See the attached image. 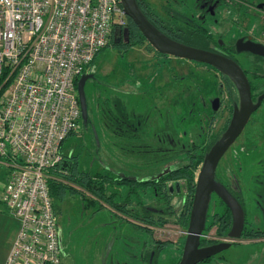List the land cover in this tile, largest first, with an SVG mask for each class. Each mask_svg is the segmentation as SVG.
<instances>
[{
	"label": "rangeland",
	"instance_id": "374dc122",
	"mask_svg": "<svg viewBox=\"0 0 264 264\" xmlns=\"http://www.w3.org/2000/svg\"><path fill=\"white\" fill-rule=\"evenodd\" d=\"M147 1L162 16L168 18L162 8L165 6L164 0ZM228 18L231 19L230 15ZM228 25L230 24L225 23L224 29H227ZM239 31L237 27L228 30L224 41L230 42L240 38L242 32ZM252 32H256L257 39L264 43V24L260 25L259 21ZM150 47L146 42L144 46L134 47L126 52L125 48L109 46L97 55L87 69L88 73L94 75L86 85L92 123L85 125L81 122L76 135L68 137L62 146L65 155L79 157L83 171L92 175L107 174L106 170L112 173L120 171L125 175L134 176L135 179H141L186 164L185 151L193 147L192 142L198 145L205 139L201 116L210 111V100L214 96L221 100L214 134L228 123L232 112L229 90L220 74L211 68L198 67L187 60L152 53ZM154 55L156 61L153 60ZM238 58L244 69L250 72V80L264 90V78H256L253 74V71L258 69L256 64L260 66L254 60L255 56ZM138 62H142V69L138 67ZM167 69L170 73H167ZM153 71L163 73L161 79L168 84L167 87H156L158 74H152ZM161 93L165 96L164 99L161 98L162 102L159 98ZM118 98L126 104L128 115L137 114L147 119V132L141 138L142 142L121 143L125 133L115 128V101ZM160 105L162 107H159ZM209 113L206 115L207 122L210 120ZM92 124L95 125L99 145ZM248 141L262 144L260 150L254 147L255 142H250L247 151L243 148L238 151L237 147ZM239 145L224 157L219 172L220 175L231 174L229 170L236 169V166L240 169V159L242 160L243 170L237 175L243 179L240 174L246 170L243 185L247 189L246 198L249 199L248 224L255 230L264 231V107L253 116L245 134L239 140ZM240 152L242 156L249 154L242 158ZM4 176V167L0 166L2 193L6 185L2 180ZM228 178L236 180L230 175ZM77 190L86 199H92L88 192ZM115 191L126 196L128 187ZM80 194L67 195L63 203L56 199L55 206L65 247L62 264H148L143 257L146 251L151 252L153 241L173 243L161 254L160 264L178 263L182 244L187 238V229L182 225L168 224L164 228H149L153 232L149 235L143 229L136 231L130 228L125 220L129 223L133 221L125 217V220L120 217L116 219L115 210L105 203L97 205L107 209L102 213V219H90L89 214L84 216L87 211H82ZM141 195L142 205L166 210V204L154 193ZM117 200L121 201L122 198L118 197ZM177 200L181 201L180 198ZM139 201L140 199H135L136 203ZM179 204L176 202V208ZM3 206L0 203V211H4ZM135 209L140 210V207L137 205ZM95 210L96 208H93L91 213ZM221 210L214 197L210 207L211 213ZM110 219L112 221L109 223L112 225H101L100 222ZM73 221L74 223H71ZM205 237L213 241L219 240L216 228ZM239 242H243L240 247H232L226 252L229 258V263L226 264H264V241Z\"/></svg>",
	"mask_w": 264,
	"mask_h": 264
},
{
	"label": "built area",
	"instance_id": "2783aa9c",
	"mask_svg": "<svg viewBox=\"0 0 264 264\" xmlns=\"http://www.w3.org/2000/svg\"><path fill=\"white\" fill-rule=\"evenodd\" d=\"M127 26L121 0H0L2 200L20 222L5 264L62 263L50 171L82 122L76 80Z\"/></svg>",
	"mask_w": 264,
	"mask_h": 264
},
{
	"label": "flooded vegetation",
	"instance_id": "af4514ba",
	"mask_svg": "<svg viewBox=\"0 0 264 264\" xmlns=\"http://www.w3.org/2000/svg\"><path fill=\"white\" fill-rule=\"evenodd\" d=\"M144 1L150 7V11H149L150 20L153 21L152 23H154L157 26V28H159L160 31L164 32L169 37L170 36L171 37L176 36L177 35L176 33L184 32L186 34L196 35L197 37L210 39V41H211L210 45L209 46L208 45L203 46L201 49H204V50H207L210 52H215V53H220V54L223 53L226 55H230L235 59L236 62H238L242 66L243 69H244V66L239 61L238 57L239 56L252 57V56L249 53L238 54L237 49H236L237 41L240 39H244V41L246 42L251 37V38H253L252 39L253 42L264 44L263 42H261L260 40L257 39L258 37L256 36L257 35L256 32H252V29L256 28L259 21H260V25L264 24V0H164L163 5H165V6H163L162 8H163V11L165 12V14L168 16V18L162 16L156 8L152 7L150 2H148L147 0H144ZM229 15H230L231 19L228 18ZM225 23L230 24V25H228L229 27H227V29H224V27H226ZM128 25H129V20H128ZM236 27H237L238 31L241 30V32H242L241 33L242 35L240 36V38H237V39L232 40L230 42H225L224 38L226 37L228 30H230V29L234 30ZM118 30L119 29H115V31H118ZM124 39H125V37L123 35H121L119 31L116 33V35L114 34V40L116 42H119V44H121L122 42H125ZM255 39L257 41H255ZM232 46H234V47H232ZM149 49L152 50L153 53H157L152 47H150ZM259 59L260 60L258 61V60H256V57L254 58V60L258 64H260V66L256 64V67H258V69L264 67L263 66L264 65V61H263L264 59L263 58H259ZM191 63L194 65H197L198 67L211 68L213 71L217 72L214 68H212L210 66L195 63V62H191ZM245 72H246V74L250 80V72L247 70H245ZM217 73L220 74L219 72H217ZM220 77H221V74H220ZM160 81H163V79H160ZM250 83H251L252 91H253V87H256L258 85L254 84L251 80H250ZM167 85L168 84L166 82H164L163 84H160L159 87H167ZM261 90L264 93L263 87H261L260 92H261ZM260 92L258 91V93H260ZM159 98L161 100V98L164 99L165 96L161 93ZM216 99H219V98H217V96H214L210 100L211 101V107L209 108L210 113L208 112L210 115V120L207 122L206 115L208 113H206V115H204L205 113H203V115L201 116V119H202L201 122H202V125L204 126V129H205L204 130L205 139L200 141L198 145H195L192 142L193 147L190 148L189 150L185 151L186 152V154H184L185 159H186L187 153L191 150H193V151L196 150L199 152L206 151L208 149L209 145H211L214 141H217L219 139V137L227 130V128L230 124L232 115H233V109H234L235 103L231 99V95L229 93V101H230V105H231V109H232L231 117H230L228 123L224 126V128L221 131L214 134L216 131L215 130L216 125L218 123L217 114L219 113V109L221 107V100L219 99V101H218L219 109L215 110V100ZM253 99H254V91H253ZM257 99L258 98L254 99V101L256 102ZM118 101L121 102V106H120L119 111L117 110V103H119ZM161 102H162V100H161ZM159 107H162V105H160ZM263 107H264V102H263V104L259 110H261ZM115 108H116L115 128L119 129V131H123L125 133L124 139H121L122 140L121 143L128 144V143H134V142L135 143L136 142H142L143 139H141V138L144 137L146 135V132H147V119L143 118V116H139L137 114L131 115V116L128 115V109H127L126 104H124V102H122L121 99H119V98L115 101ZM258 111L254 115H256L258 113ZM253 116H252V119H253ZM252 119H251V121H252ZM251 121L249 123H251ZM204 123H205V125H204ZM206 125H207V127H206ZM245 131H246V129H245ZM245 131L238 138L237 142L231 147V149L228 151V153L230 151H232L234 147H237V145H239V140L245 134ZM250 142H255L256 144H254L255 145L254 147L256 148V150H260V147L262 146V144H258L256 141H248L246 143L240 144L237 147L238 151L239 150L242 151V148L245 151H247L248 143H250ZM248 154L249 153L242 156V152H240V155L242 156V158H244ZM70 156H72V154ZM222 160L220 161V163L222 162ZM220 163H219V166L217 169V180L228 190V192L234 198H236V200L243 207L244 212H245V217H246V225H245L243 237L240 240L248 241L247 239L244 238L246 228L250 227V225L248 224V220H247V218H248L247 212L249 209L248 208L249 199L246 198L247 189H246L245 185H243L246 170H244V172L240 174V176H243V179L238 177L237 173H239L243 170L242 160L240 159V165H241L240 169H238V166H236V169L229 170V172L231 174L223 173V175H220L221 174L219 172L220 171ZM101 164H102V161H101ZM237 164H239V162ZM202 165L199 169L198 177H199ZM103 166H106L107 168L109 167L105 164H103ZM175 168H177V167H175ZM172 169L173 168L166 169L164 172H162L160 174L151 175L149 177L141 178V179H135L134 176L125 175V174L121 173L120 171H117V173H119L120 176H124L126 178H133L134 180H150V181H153L155 179H160V178L166 176L167 174H169L170 170H172ZM106 171H107V174H103V175H110V177L114 178V179H117V177H120L119 175H116L115 173H112L111 171H108V170H106ZM228 175H230L231 177L233 176L234 178H236V180L232 179V178H228ZM121 178H123V177H121ZM183 190L184 189H183V186L181 185V182L175 183L174 188L171 189V194L172 195H175V194H179V195L181 194L182 195ZM110 191L112 193H116L115 189L112 186L110 187ZM89 194L92 196V199H88L89 201L103 203L102 201L97 199L93 194H91V193H89ZM214 197H215V199H217L220 208L222 206L221 203L224 206L220 212L224 213L225 211L226 212L229 211V214L232 217V225H231V230H230V232H231L233 229V226H234L233 214H232L231 210L227 207V205L216 195H213L211 205L214 202ZM169 205H175L176 206V203L174 202V203H171ZM80 206H82V202H81ZM167 206L168 205L166 204V207ZM92 209H93V207L90 210H88L87 213L90 215L91 214L93 215V213H91ZM105 210H107V209H103L102 213H104ZM70 211H71V209H70ZM217 212H216V214H219V212L218 213ZM118 214H120V213H118ZM122 218H124V217H122ZM207 222H206V227H207ZM122 227H124V226H122ZM214 228H216V233H218V231H219L218 226H215ZM230 232L225 237H220L217 235V239H219V240H217V241L214 240L215 243L210 244V242H209L210 240L205 237L207 234L206 228H205L204 236L202 237V240H201V248L209 247V246L220 244V243H228V242H231L232 245L229 249L215 255L214 257H212L208 260L199 262L198 264H226V263H229V258L226 256V252H228L232 247H240V245L243 243V242L238 243V241H235V242L230 241V239H229ZM253 241H256V240H253ZM257 241H260L262 243V241H264V239H260ZM260 242L258 244H260ZM184 246H185V243H184ZM183 250H184V247H183ZM148 253H149V251H146L145 257H143V260L145 261V263L160 264L162 256L158 262L156 260L152 261V258L150 261V255H148ZM153 253L154 252L152 250V255H153ZM182 255H183V252H182ZM182 255H181V258L177 264L180 263V261L182 259ZM138 259H139V257H138ZM130 264H131V262H130Z\"/></svg>",
	"mask_w": 264,
	"mask_h": 264
},
{
	"label": "trees",
	"instance_id": "16d2710c",
	"mask_svg": "<svg viewBox=\"0 0 264 264\" xmlns=\"http://www.w3.org/2000/svg\"><path fill=\"white\" fill-rule=\"evenodd\" d=\"M137 2L143 13L150 20L149 5L144 0H137ZM128 20H129V25L127 27V31H125V29L118 30L120 34L125 37L124 39L125 42L119 44V42H116L114 40V36H113L111 38V43L109 46H114L117 48H125L126 52H128L131 48L142 47L145 45L146 39L144 38L141 31L138 29V27L134 24V22L130 18H128ZM118 31H114V34H116ZM176 34H177L176 36H172V37L170 36V37L176 41H179L183 44L195 48L201 49L203 46L206 45L209 46L211 43L210 39L197 37L196 35H192V34L190 35L184 32H180ZM226 56L233 58L230 55H226ZM256 60L259 61L260 60L259 57L258 58L256 57ZM85 73H88V70H86L83 73V75ZM253 74L256 78H264V67L255 70ZM221 78L223 80V83L226 84L229 90L231 99L235 103L236 101H238V94L237 91L235 90L234 85L232 84L230 79L227 78L226 76H223L221 74ZM79 79L80 78L76 80V87L78 85ZM6 80L7 78L5 73V75L0 77V99L4 94L6 88L8 87V82H6ZM260 89L261 88H258V86L253 87L254 99L258 98L263 93V91L258 93ZM120 106H121V102L117 103L118 111L120 109ZM90 123H92V120H90ZM75 135L76 134H73L71 136H75ZM217 141H214L211 145H209L206 151H202V152L196 150L189 151L186 155V160H187L186 164L179 166L177 168H173L166 176L160 179H155L153 181L130 180L127 179L126 177L123 178L117 177V179H114L111 178L110 175H103V174L92 175L90 172H86L81 169L79 163L80 162L79 157L76 158V155H72V156L63 155L64 156L63 163L57 167L52 168L50 174L53 177L65 179L66 181L78 186L80 189L93 194L97 199L107 204L113 210L116 211L114 213V217L116 219H119L120 217V219L125 220V218H127L128 220L133 221L129 223L127 222V220H125V222L130 226V228H133V230L141 231V229H143L144 232H147L149 235H152L153 232L149 228H164L168 224H175L178 226L182 225L183 228L188 229L190 223V215L194 201V195L197 187L199 169L203 164L205 156L209 153V151ZM179 182H181V185L183 186L184 189L182 195L181 194L172 195L171 189L174 188L175 183H179ZM48 184H49L51 199L53 201L56 212H57V208L55 206L56 199L60 200L61 203H63L67 195L80 194L75 189L67 185H64L62 182H58L54 179H50ZM111 186L115 190H121L122 187H128V193L126 196L120 193H112L110 191ZM149 192H152V194L154 193L157 197H159L168 205L166 207V210L162 211L141 204L142 203L141 194L147 195ZM80 196H82V201H81L82 211H88L92 207L96 208V210L93 212V215H91V217H94V220L96 219L101 220L102 218L100 217L102 215L103 208L97 206L99 205V203L94 201H89L88 199L85 198L84 195L80 194ZM118 197L122 198V200L118 201L117 200ZM136 198L140 199V201L137 203L135 202ZM179 198L181 200L180 202H178L177 200ZM175 201L177 203H180L178 208H176L175 205H169L171 203H174ZM137 205L140 207V210L135 209ZM221 205H222L221 208H223L224 206L222 203ZM57 215L59 218L58 213ZM122 216L125 218H122ZM207 221H208L206 227L207 233L210 232L215 226H218L219 231L217 235L220 237H225L228 235V233L231 230L232 217L230 216L229 211L227 212L225 211L224 213L219 212V214H216V212L211 213L209 209ZM109 222L110 221L100 222V223L101 225H104L106 227L107 225H112ZM244 238L247 240L264 239V231L255 230L252 227H247L244 234ZM209 242L210 244L215 243V241L213 240H210ZM172 245L173 243L171 242L161 243V242L153 241L152 250L154 253L152 255V250L151 252L148 253V255H150V261L152 258V261L156 260L158 262L162 256L161 254L167 248H170ZM62 246H63L62 261H63V258L65 256L63 236H62ZM183 247H184V243L182 244L181 247L182 252H183Z\"/></svg>",
	"mask_w": 264,
	"mask_h": 264
},
{
	"label": "water",
	"instance_id": "95a60500",
	"mask_svg": "<svg viewBox=\"0 0 264 264\" xmlns=\"http://www.w3.org/2000/svg\"><path fill=\"white\" fill-rule=\"evenodd\" d=\"M125 14L130 18L143 34L148 44L159 54L204 64L214 68L217 72L230 79L238 94L235 102L233 115L227 130L220 136L209 153L205 156L197 181L196 192L190 223L187 229V238L183 250L182 259L179 264H198L208 260L215 255L229 249L231 242L220 243L201 248V240L206 228L207 216L211 206L213 195L218 196L231 210L234 217V226L229 234L232 242L239 241L243 237L246 225L245 212L241 204L228 190L217 180V169L220 161L228 153L238 138L244 133L252 116L261 108L264 102V93L257 101L253 99V91L250 80L242 66L226 55L195 48L179 41L160 31L143 13L137 0H121ZM127 31V30H125ZM253 38L248 41L240 39L236 43L238 54L249 53L251 56L264 59V44L255 43ZM93 74L85 73L79 79L77 92L82 112V122L90 124L89 102L87 98L86 85ZM218 101L215 100V110H218ZM95 132V125H91ZM96 140L99 145L97 133ZM119 175V173H115ZM124 177V176H120ZM134 180L133 178H127Z\"/></svg>",
	"mask_w": 264,
	"mask_h": 264
},
{
	"label": "crops",
	"instance_id": "0c3cea01",
	"mask_svg": "<svg viewBox=\"0 0 264 264\" xmlns=\"http://www.w3.org/2000/svg\"><path fill=\"white\" fill-rule=\"evenodd\" d=\"M153 60L156 61V55H154ZM138 67L140 69L143 68L142 62H138ZM153 73L158 74L156 87H159L160 84L164 83L163 81H160L161 75H163V73L162 72L159 73L156 71H153L152 74ZM167 73H170L168 69H167ZM61 152L65 156V154L63 153V149H61ZM0 166L4 167L5 176L2 178V180H4V184L7 185L9 169L5 166H2L1 164H0ZM52 179H54L58 182H62L64 185H67V186L75 189L76 191H78L77 189L80 190V188L78 186L69 184L65 179L57 178V177H53V176H52ZM6 185L4 187L3 193L0 191V203L4 205L3 206L4 211L3 210L0 211V264L6 263L7 258H8L9 254L12 250V247L14 245V242H15V240H16L19 232H20V222L16 218H12L13 217L12 214L9 212V209L7 208L4 201L2 200ZM86 214H88V213L87 212L84 213V216ZM10 216H12V217H10ZM89 216L91 217L90 214H89ZM108 221H111V219ZM71 223H74V221Z\"/></svg>",
	"mask_w": 264,
	"mask_h": 264
}]
</instances>
